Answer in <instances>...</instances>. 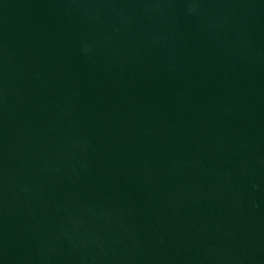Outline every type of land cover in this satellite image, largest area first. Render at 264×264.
<instances>
[{
	"label": "water",
	"instance_id": "water-1",
	"mask_svg": "<svg viewBox=\"0 0 264 264\" xmlns=\"http://www.w3.org/2000/svg\"><path fill=\"white\" fill-rule=\"evenodd\" d=\"M0 264H264V0H0Z\"/></svg>",
	"mask_w": 264,
	"mask_h": 264
}]
</instances>
